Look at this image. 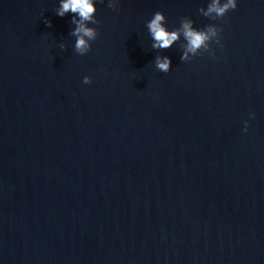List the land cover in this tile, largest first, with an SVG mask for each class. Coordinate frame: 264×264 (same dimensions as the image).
I'll list each match as a JSON object with an SVG mask.
<instances>
[{
  "label": "water",
  "instance_id": "95a60500",
  "mask_svg": "<svg viewBox=\"0 0 264 264\" xmlns=\"http://www.w3.org/2000/svg\"><path fill=\"white\" fill-rule=\"evenodd\" d=\"M95 2L80 55L60 0H0V264H264V0ZM157 11L214 55L153 49Z\"/></svg>",
  "mask_w": 264,
  "mask_h": 264
},
{
  "label": "clouds",
  "instance_id": "9594fccd",
  "mask_svg": "<svg viewBox=\"0 0 264 264\" xmlns=\"http://www.w3.org/2000/svg\"><path fill=\"white\" fill-rule=\"evenodd\" d=\"M103 3V0H100ZM119 0H108V7L116 10ZM237 0H210L207 8L201 7L199 12L212 20L224 18L230 10H235ZM97 12L95 0H60L59 7L56 9V15L64 17L66 14H73L71 23L75 25L70 32L74 36V51L80 55L87 54L91 49V42H94L99 33L96 28L90 27L89 24L98 25L99 20L96 19ZM165 15L157 11L154 13L150 21L147 22V28L150 36L154 41L153 49H168L174 42L180 39L181 34L186 41L181 61H189L191 57L209 52L214 55L211 50V44L220 43V33L222 28L215 24H209L203 29H197L193 26L194 22L188 17L181 18L180 27L169 31L165 24ZM47 26L51 27V21H47ZM60 47L66 46L62 43ZM201 50H203L201 52ZM155 66L158 71L167 73L171 70V59L168 56H157L155 58ZM84 84H91L92 80L89 76L83 78ZM251 118H255V114H250ZM248 121L244 122V131L248 130Z\"/></svg>",
  "mask_w": 264,
  "mask_h": 264
}]
</instances>
